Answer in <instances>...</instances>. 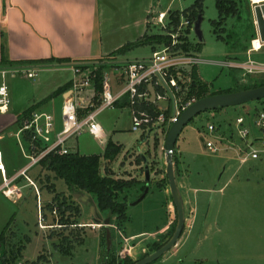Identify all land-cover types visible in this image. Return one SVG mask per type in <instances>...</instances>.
<instances>
[{
	"label": "rangeland",
	"instance_id": "1",
	"mask_svg": "<svg viewBox=\"0 0 264 264\" xmlns=\"http://www.w3.org/2000/svg\"><path fill=\"white\" fill-rule=\"evenodd\" d=\"M107 1L109 7L107 4L106 10V4L102 3L101 18L104 31L116 29L115 34L108 38L112 53L115 48L136 42L144 31L147 35L163 34L159 25L151 24L152 14L147 16L148 12L157 9L169 16L176 10L187 9L196 0ZM236 2L237 16L228 18L219 27H212L211 23L218 20L215 2L203 0L200 29L204 41L195 46L198 39L191 33L188 39L195 51L200 47L197 54L207 61L236 63L250 58L264 65V45L260 51L248 53L250 35L255 34V3L253 0ZM146 20L150 22L146 24L147 28ZM217 35L224 42L217 40ZM107 36L105 34V38ZM150 55L151 50L145 45L118 56H103L102 59L118 63ZM257 64L254 70L259 69ZM69 70L51 69L42 73L40 69L34 81L26 77L28 70L24 68L7 70L3 78L0 72V85L4 83L8 89L9 110L19 116L49 94L54 84L65 83L69 79L70 82L73 79L77 81L79 76H74V73L72 76ZM106 72L110 74L114 91V73L110 68ZM186 72L190 84L194 80L202 81L208 85L209 94L237 91L239 87H249L264 80L261 73L243 77V70L235 71L219 65H199ZM89 95L90 92L83 94L84 97ZM161 104L166 106L167 102L162 101ZM60 109L54 111L52 106H40L39 110L52 114L59 127ZM113 109L105 110L96 119L105 134L103 142L84 131L79 137L70 139L67 146L71 153L100 157L101 174L110 169L112 178L116 180H134L132 187L118 196V202L126 204L127 221L118 224L117 218L109 212L98 214L94 197L68 189L63 180L55 178L44 166H37L29 175L27 173L33 186L24 187L16 203L0 195V232L13 217L5 233V243L0 247V257L22 249L18 264L35 261L39 256L45 257L47 264H127L143 259L153 252L155 246H161L171 237L176 216L165 176L163 144L168 129L153 131L148 137L141 138L140 133L131 132L130 110L127 107ZM171 111L172 105L169 113ZM260 113L264 114V99L200 113L182 129L172 157L185 222L177 244L152 264H264V194L261 186L253 187L255 185L249 183L252 178L264 176L262 144L255 142L261 137L255 128ZM239 118L242 119L241 124H237ZM208 125L214 126L213 135L220 137L215 140L222 149L216 154L205 151L200 140L203 138L201 134L211 138ZM244 130L249 132L247 141L242 140L239 133ZM4 134L8 136V133ZM108 142L122 146L120 154L112 162L101 157ZM249 143L253 144L250 149ZM251 150L258 152L259 158L242 165L239 155H246ZM19 154L17 148L10 146L8 160L12 165L21 161ZM137 156H142V165L144 161L148 165V182L144 178L143 166L138 169L135 165ZM22 180L29 183L25 178ZM51 184L55 186L54 192L49 191ZM144 186L149 188L147 196L131 206L141 198ZM55 195L59 200L64 196L76 208L77 213L74 210L65 212V217L71 218L76 225L61 229L57 203L51 200ZM48 203H53L52 211L47 207ZM96 216L101 218L100 228L91 227L96 224ZM108 218L110 245L107 250L104 221Z\"/></svg>",
	"mask_w": 264,
	"mask_h": 264
},
{
	"label": "built area",
	"instance_id": "2",
	"mask_svg": "<svg viewBox=\"0 0 264 264\" xmlns=\"http://www.w3.org/2000/svg\"><path fill=\"white\" fill-rule=\"evenodd\" d=\"M168 18L167 12L158 11L149 20L152 25H159L163 34L172 39L169 45L161 46L160 49L151 52V55L147 58L118 63L109 61L107 63V67L114 73L113 85L116 88L114 91L112 90L110 74L105 71L101 78V90L97 93L95 91V74H92L90 68L82 69V66L86 64L79 63L73 69L74 76H79V79L77 81L71 80L68 96L61 107L59 127H57L52 114L41 110H35L27 118L21 120L14 134V140L21 157L24 158L26 163L21 169L9 175L0 150V195L2 197L9 201H18L23 189L20 180L22 178L28 180L27 173L37 167L45 157L68 154L70 151L67 143L70 139L79 137L84 131H87L99 142H103L105 136L96 119L105 110L113 109L115 104L123 97L128 99L129 102L131 131L150 134L153 131L159 132L165 128L168 129L178 120V116L183 110L197 101L193 97L187 98L184 96L183 90L187 91L190 85L189 75L186 72L188 69L197 68L199 65H219L235 71L236 69L243 70V77L256 73L264 75V65L257 64L250 58L243 62L236 61V63L227 62V60L213 63L205 61L199 57L198 52L193 49L188 39L190 33L194 34V23L190 27L189 21L181 18L182 20L176 27L175 33H170L166 32L168 23H171ZM254 24L255 38L250 43L249 54L256 53L264 45L258 36L256 22ZM187 43L189 47L185 51L183 46ZM197 43L200 42L197 40ZM256 64L259 66H257L258 70L253 69ZM92 65L97 66L98 64L94 63ZM26 77L33 80L36 77L35 71H27ZM150 86L153 90V102L149 101L151 97ZM88 92H90V95L84 97L83 94ZM162 101H166L167 105L163 106ZM145 102L152 104L154 107L156 106L154 108L156 113L150 114L139 108ZM9 104L7 86L2 83L0 85V114L8 111ZM170 105H172V111L169 113ZM241 123L242 119L239 118L237 124ZM255 128L261 135L255 142L262 144V151L264 152L263 113L258 114ZM207 131L211 137L210 139L201 134L205 144L204 150L216 154L222 149L215 140H219L220 137L217 138L213 135L215 127L212 125H208ZM239 133L242 140L247 141L249 132L244 130L239 131ZM248 146V149H250L253 144L249 143ZM258 158V152L254 150L246 155H243V153L239 155L242 165L249 160H257ZM27 185L33 186V183L30 181ZM35 193L37 194V191ZM101 226V224L91 225L92 228H100Z\"/></svg>",
	"mask_w": 264,
	"mask_h": 264
},
{
	"label": "crops",
	"instance_id": "3",
	"mask_svg": "<svg viewBox=\"0 0 264 264\" xmlns=\"http://www.w3.org/2000/svg\"><path fill=\"white\" fill-rule=\"evenodd\" d=\"M102 3L106 4V8L104 9L106 10L107 4L109 7L107 0H0L1 77L3 78V75H5V71L7 70H20L11 66V63H19V61H39V59L49 58L67 60L69 62L66 61L59 65L52 64L39 67H26L24 69L29 72L35 71V73L39 72L40 69H42V71H40L42 73L50 71L51 69H70L69 71L73 76L74 64L87 63L92 66V63L94 64L99 58L110 56L112 53L116 52L121 47H118V49L115 48L111 53V45H109L108 41L109 35L115 34L116 29L104 31L105 28L101 18ZM158 11L161 10L156 9L151 12L147 11V16L151 14L153 16L155 14L153 12ZM147 23L150 22L146 20L145 25ZM105 34L108 35L107 38H105ZM144 34L145 31L140 37ZM207 62L213 63L214 61ZM70 84V79L65 83L54 84L53 90L32 106L39 105L36 108L38 111H40V106H52L54 111H58V108L62 107L64 100L68 96L67 93ZM65 85H68L69 87L66 91L62 92L60 96L51 99L48 102L41 103L46 97ZM148 105H145L146 109L142 108L143 105L139 108L145 111H147L148 108L156 111L154 109L156 106L154 107L150 104L153 106L152 108ZM121 108L124 107H114L113 110ZM127 108L129 109V107ZM9 109L6 113L0 114V150L3 155L6 171L11 175L14 171L21 169L26 161L20 154L21 161L17 165H12L11 161L8 160L10 146L17 148L14 134L19 125L16 121L18 116L14 114L16 112H11ZM4 132L8 133V136H5ZM136 133H140L141 138L150 135L147 133L144 134L141 131ZM11 135L13 136L11 137ZM176 144H178V141ZM136 167L138 169L140 168L139 166ZM33 170L34 169L29 171L28 175ZM249 181L250 184L255 185L253 187L258 188L261 186L262 194H264L263 175L252 178ZM25 182L26 181L22 180L20 185L23 183V186H21L23 188H28L29 186H27ZM148 191L145 196H147ZM97 219L101 221L99 216L94 218V220Z\"/></svg>",
	"mask_w": 264,
	"mask_h": 264
},
{
	"label": "trees",
	"instance_id": "4",
	"mask_svg": "<svg viewBox=\"0 0 264 264\" xmlns=\"http://www.w3.org/2000/svg\"><path fill=\"white\" fill-rule=\"evenodd\" d=\"M215 2V8L217 11V18L218 20H215L211 23L212 27H219L225 23V21L228 18H234L237 16V2L236 0H214ZM202 7H203V0H196L195 3L188 7L187 9L183 11H175L174 13L169 15V20L171 23H168L167 25V31L170 33H175L176 27L181 22L182 19L188 20L190 27L193 23L196 22V17L198 13H202ZM182 18V19H181ZM147 31H145V34L137 39V42L135 43H128L124 45L123 47L119 48L116 52L112 53L111 56H118L119 54H124L127 51L136 49L140 46L148 45L150 47L151 52H154L158 49L157 46H164L169 45L172 41L168 35L165 34H157V35H147ZM215 34V33H214ZM251 41L255 38V34L253 33L250 35ZM217 40L223 41L222 38H220L217 35ZM197 46L199 43L196 44ZM188 43L183 46V49L185 51L188 50ZM200 50V47L196 48V52ZM67 60H61V59H39V61H19V63H11V66H14L15 68H26V67H39L42 65H52L56 64L59 65L63 62H66ZM3 62V61H2ZM69 62V61H67ZM97 66L92 65L89 67L87 63H82L84 66H82V69L90 68L92 71V74H95V91L99 93L101 90V78L103 72L106 71L107 63L109 60H105L102 58H99L97 61ZM95 62V63H96ZM6 64V63H5ZM93 64V63H92ZM75 66H78L79 64H74ZM88 65V66H87ZM96 67V68H95ZM13 68V67H12ZM95 68V69H94ZM196 68H193L192 70H195ZM242 79V78H241ZM240 79L238 80V83L241 84ZM261 83H253L249 87L241 88L239 87L237 91L239 90H247V89H255L258 86L264 85V80L260 81ZM237 83V84H238ZM245 86V85H244ZM68 85L60 87V89L56 90L54 93L46 97L41 103L48 102L51 99H54L64 91L68 89ZM185 88V86H183ZM233 91V92H237ZM185 97L187 98H195V99H201L207 96L211 95H217L220 93H233V92H217L216 94H209L208 91V85L203 83L202 81L194 80L188 87V90L185 91ZM142 108H145V105H148V103H143ZM37 106H32L23 113H21L20 116L17 117L18 124L21 123V120L27 118L32 112L36 110ZM129 102L128 99L125 97L121 98L116 104L115 107H128ZM153 108L152 105H148ZM150 114H154L156 112L153 111V109L147 110ZM167 114V112H166ZM178 141V140H177ZM122 146L114 145L111 142H108L106 144V147L104 149V152L102 154V159H104L107 162H112L115 160L116 156L120 154ZM173 154V153H172ZM100 161L101 158L98 156H85V155H79L77 153H71L61 155V156H47L44 159H42V162L38 165L39 168H42L43 166L46 168L47 171L52 173L55 178L58 180H63L68 187V189H71L77 193H87L94 197L96 208L98 211V214H102L104 212H109L111 216H114L117 218L118 224L122 222L127 221V217L125 215V207L126 204L124 201L118 202V196L123 192L125 189H129L134 184V180H116L112 178V174L110 169H105L106 174H101L99 172L100 170ZM143 158L142 156L136 157L135 165L140 166L142 165ZM46 180L48 181V178L46 177ZM50 192L55 191V186L51 184L49 187ZM145 186L142 188L144 190ZM59 200V196L55 195L51 200L56 201L57 203V211L60 216L59 225L62 226L61 229L66 228L69 225H76L77 223H74L71 218L65 217L66 211H72L73 210L77 213L76 208L73 207L69 201L62 196ZM47 207L52 211V207H54L53 203H48ZM13 217L9 219L7 224L4 226L2 231L0 232V247L4 245L5 243V233L7 229L9 228L10 224L12 223ZM11 220V221H10ZM98 220V219H97ZM73 222V223H72ZM66 241V239H64ZM164 244V243H163ZM162 244V245H163ZM159 245V244H158ZM155 246L153 250H158L161 246ZM22 249L17 250V253L12 252L8 255H3L0 257V264H18L17 259H19L21 255ZM35 261H24L22 264H47V259L43 256H39L36 258ZM112 263V262H110ZM127 264H132L128 262Z\"/></svg>",
	"mask_w": 264,
	"mask_h": 264
},
{
	"label": "water",
	"instance_id": "5",
	"mask_svg": "<svg viewBox=\"0 0 264 264\" xmlns=\"http://www.w3.org/2000/svg\"><path fill=\"white\" fill-rule=\"evenodd\" d=\"M253 17H255L256 27L258 36L261 41L264 43V5L262 9H256L253 11ZM201 13H198L196 17V22L194 23V36L198 39L200 43L204 41L201 34ZM150 101L153 102V91L150 86ZM260 99H264V85L258 86L255 89L239 90L233 93H220L217 95L207 96L201 99H198L195 103L188 106L185 110L181 112L178 116V120L173 123L167 130L165 134V140L163 144L164 157H165V176L167 177L169 195L172 199L173 205L175 207V216L176 224L175 228L171 234V237L162 245L161 248L155 250L143 257V259L134 262L133 264H152L153 262L162 258L166 252L173 248L181 237V232L183 230L185 216L183 210L182 198L179 194L178 187L176 184V177H174V164L172 153L174 151L175 145L178 140V136L182 129L191 122L198 114L208 111H218L219 109L231 108L242 106L247 103L257 102ZM203 144V149H205V144L203 138L200 139ZM144 169V178L146 182L150 180L149 169L146 161L143 165ZM148 188L146 187L141 195V198L130 205L138 204L146 195ZM85 201V200H83ZM96 224H101L99 220H95ZM109 218L104 221V226L106 229L105 238L107 240V250L110 245V232H109Z\"/></svg>",
	"mask_w": 264,
	"mask_h": 264
},
{
	"label": "bare ground",
	"instance_id": "6",
	"mask_svg": "<svg viewBox=\"0 0 264 264\" xmlns=\"http://www.w3.org/2000/svg\"><path fill=\"white\" fill-rule=\"evenodd\" d=\"M263 2H264V0H253V3H255L253 11L255 10V8L261 10L262 6L264 5Z\"/></svg>",
	"mask_w": 264,
	"mask_h": 264
},
{
	"label": "flooded vegetation",
	"instance_id": "7",
	"mask_svg": "<svg viewBox=\"0 0 264 264\" xmlns=\"http://www.w3.org/2000/svg\"><path fill=\"white\" fill-rule=\"evenodd\" d=\"M153 251H155V250H153ZM133 263H134V262H133ZM133 263H132V264H133Z\"/></svg>",
	"mask_w": 264,
	"mask_h": 264
}]
</instances>
